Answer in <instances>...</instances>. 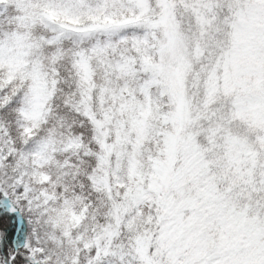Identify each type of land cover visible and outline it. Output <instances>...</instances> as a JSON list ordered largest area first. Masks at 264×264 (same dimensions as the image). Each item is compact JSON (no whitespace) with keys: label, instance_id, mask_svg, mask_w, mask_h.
I'll use <instances>...</instances> for the list:
<instances>
[{"label":"snow or ice","instance_id":"1","mask_svg":"<svg viewBox=\"0 0 264 264\" xmlns=\"http://www.w3.org/2000/svg\"><path fill=\"white\" fill-rule=\"evenodd\" d=\"M0 264H264V0H0Z\"/></svg>","mask_w":264,"mask_h":264}]
</instances>
